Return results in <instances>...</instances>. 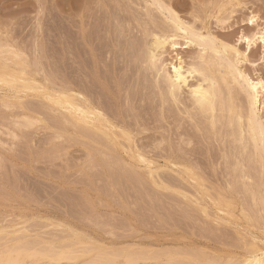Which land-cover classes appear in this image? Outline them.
I'll return each instance as SVG.
<instances>
[{"label":"rangeland","instance_id":"1","mask_svg":"<svg viewBox=\"0 0 264 264\" xmlns=\"http://www.w3.org/2000/svg\"><path fill=\"white\" fill-rule=\"evenodd\" d=\"M160 1L174 10L184 24L194 26L203 35L210 33L218 38L219 45L222 42L236 46L240 52L249 54L246 60L242 58L245 64L240 69L250 77H247L250 82L253 80L251 83L264 84V0ZM154 2L0 0V74L3 69L9 71H3L5 74L0 77V259H3L0 264L7 260V264L10 261V264H128L132 260V264H168L176 263V259L181 264L185 255L183 264H224L223 261L230 259L231 254L220 247L223 231L207 217L215 219L219 215L213 201L217 202L219 194L229 191L231 175L223 163V150L241 157L243 143L232 138L230 142L227 138L225 144H219L216 132L229 130L226 118L212 130L206 116L201 115L200 125V116L198 121L186 118L180 111L184 106L179 108L170 100L162 76L148 61L154 35L172 31L168 12L163 14ZM246 38L255 39L251 48ZM177 42L179 45L175 47L170 42L163 50L155 51L157 65L169 74H173L171 64L177 65L180 60L186 69L200 61L198 45H186L181 38ZM10 70L20 76L14 78L12 72L11 78ZM188 80L192 85L197 77ZM242 81L233 85L237 86L235 103H240L237 107L241 110L249 107ZM188 89L183 90V97L189 98ZM62 90L80 92L100 107L116 122L119 131H128L130 143L122 132L116 131V141L110 142L89 125H77L52 102ZM258 90L256 114L264 122V87ZM162 100L169 105L164 106V117ZM171 115L176 117L169 118ZM179 118L185 121L177 124L184 126L185 131L187 128L188 132H184L189 133L191 146L185 147L176 134L181 129L175 127ZM245 134L248 143L244 140L247 150L243 156L249 160V167L244 172L258 183L261 178L259 166L254 163L255 148L249 143L247 131ZM132 155H142L154 164H143L131 158ZM175 156L188 160L198 169V187L195 181L179 176L172 168L171 160ZM233 184L234 190L237 186L241 187L238 192L243 190L240 181ZM247 197L239 196L245 209H252L251 217L259 215L260 218L253 219V231L264 239V217L255 207L251 208ZM236 203L233 202V210L243 217L239 214L242 206ZM230 227L231 230L224 231L229 235H226L228 245H236L239 233L234 225ZM243 237L248 238V243L253 242L247 235ZM243 242L240 243L244 246ZM240 243L237 245L241 249ZM177 248L181 253L185 249L188 255L179 254ZM157 249L160 251L151 255ZM189 249L191 253L197 250V254L194 256ZM119 251L117 257L115 253ZM133 251L137 253L133 254L138 256L136 259L130 254Z\"/></svg>","mask_w":264,"mask_h":264},{"label":"bare ground","instance_id":"2","mask_svg":"<svg viewBox=\"0 0 264 264\" xmlns=\"http://www.w3.org/2000/svg\"><path fill=\"white\" fill-rule=\"evenodd\" d=\"M155 1V7L158 5V7L160 8L161 11L164 12H168V18L170 16L171 18V23H172V31H168V32H161V34L159 35H154L155 37V42L153 44V48L150 52V57L149 60L150 62H152L153 67L156 69L157 73L162 76L163 79V83L167 88L168 91V96L169 98H171L170 100L172 102H174L175 105H177L179 108L180 106H184V109H180V111L183 113V115H186V118H190L193 121H198L197 116H200V120L197 122L198 124L201 125L202 121L201 119V115H204L208 118V122H210L212 130H215L217 125L219 126V124L221 123V119L222 118H226L227 121H225L228 125L229 130L227 129L226 132H224L223 130H217V137L219 139V144H225L227 138H232L233 141L240 143H243L242 147V154L245 155L246 150H247V146L246 144L248 143L246 140L247 136H246V131L247 134H249L248 136V140L250 141L249 143L253 144L254 148H255V157H256V164H258L259 166V181L258 183H256L257 181H255V178L252 176H249L248 174L245 175V167H249L248 166V161L246 156H232L230 155V153H227L226 150H223L224 153L222 155V159L224 160L223 163L225 162L226 167L229 169L228 173L231 175V180L229 182V187H228V193L225 195L224 192L222 194H219V199L218 201H213V207H215L216 212L219 213L218 216L214 218L212 217H207V219L212 220L213 223L216 224V226H218L219 231H226L227 229H230V225H234L235 226V230L239 233L238 235V240L235 239V241H238L239 243L244 241V246L241 245L242 243L239 244V246L241 245V249L238 247V242H236V245H231V243H229L228 245V232L227 234H225L226 232H221L220 234L223 235L221 242H220V247L222 248L223 252L231 254L230 255V259L227 261H223L224 264H264V239H261V237L256 236L254 234L253 229L255 224H253V219H255V217L260 218L258 214H255L256 216H252L251 217V210L252 209H245V205L243 203V199L242 201L240 200L239 196L240 194H244V197L247 195V199L249 198V200H247V202L249 201V203H251V205H247V208H250L249 206L255 207L257 209V213L260 214V216L262 215L264 217V122H262L259 119V115H257V111H256V105H257V99L259 96V88H261L263 90L264 84L263 82H257V83H251L250 80L247 79L248 76H245L244 73L241 71L240 66L242 63H244L242 61V58H244L245 60L247 59L246 55L242 52H240L239 48H236V46H231V45H226L223 44L222 42L219 45V42L217 41L218 38L212 36L210 33L208 35H203L202 33L198 32L197 29L195 30L194 26H189L183 23L182 20H180V16L178 17L177 14L175 13L174 10H172L169 6L165 5L164 3H162V1L160 0H152ZM230 1V0H229ZM148 3V2H147ZM153 3V4H154ZM153 4H151V6H153ZM229 5V4H228ZM150 7V5H148ZM238 6V5H237ZM222 7V5H221ZM226 8V7H225ZM196 9V8H195ZM158 10V11H160ZM160 11V12H161ZM218 11V10H217ZM220 11V10H219ZM221 13V12H220ZM162 14V13H161ZM162 14V15H163ZM219 14V13H218ZM164 16V15H163ZM167 17V16H166ZM218 19V18H217ZM168 20V19H167ZM221 20V19H220ZM253 20V18H252ZM166 21V19H165ZM218 21V20H217ZM219 22V21H218ZM170 23V24H171ZM222 23V22H221ZM252 23V21H251ZM169 24V25H170ZM209 26V25H208ZM168 28V26L166 27ZM163 29V27H162ZM171 29V28H169ZM207 29V28H206ZM164 30V29H163ZM162 31V30H161ZM226 31V30H225ZM150 32V31H149ZM206 32V31H205ZM151 34V32H150ZM152 35V37H153ZM150 36V35H149ZM255 36V35H254ZM262 36V35H259ZM256 37V36H255ZM253 37V38H255ZM183 39L186 45H198L200 47V49H198V52L200 53L199 59L201 61V63L198 64L196 63V65H186L187 69L183 66V60H180V63L176 64H171L172 65V72L173 74H169L168 71H165V68L159 67L157 65V56L158 53H155V51H159V50H163L166 45L168 43L171 42L172 47H175L177 45H179V43L177 42V39ZM248 38V37H247ZM246 38V39H247ZM253 38H249L247 39L248 41V45L251 48V46H253V43H255V39ZM262 38V37H261ZM243 39V38H242ZM245 39V38H244ZM182 41V40H181ZM169 45V44H168ZM238 45V44H237ZM257 45V44H256ZM3 48V47H2ZM201 50V51H199ZM6 51V49L4 50ZM246 51V50H245ZM244 51V52H245ZM149 52V51H148ZM147 52V53H148ZM161 52V51H160ZM162 53V52H161ZM251 53V52H250ZM164 54V53H163ZM10 55V54H9ZM149 55V53L147 54V56ZM14 56V55H12ZM162 57V56H161ZM160 59V58H159ZM249 59V58H248ZM146 60V59H145ZM147 61V60H146ZM178 61V60H177ZM162 63V62H161ZM184 63H186L184 61ZM9 64V63H7ZM148 64V63H147ZM245 64V63H244ZM11 65V63L9 64ZM160 65V64H159ZM165 65V64H164ZM1 67V65H0ZM9 67V66H8ZM152 67V69H153ZM242 67V66H241ZM245 67V66H244ZM7 69V67H6ZM1 70V68H0ZM3 71H5V69H3ZM2 71L1 75L5 74ZM8 73L9 71L6 70ZM5 71V72H6ZM11 71V70H10ZM14 74H13V73ZM18 72V70L16 71ZM11 74L9 75L10 77L14 75V78H16L15 75H17V73L15 74V71H11ZM13 74V75H12ZM19 74V73H18ZM7 75V74H6ZM157 75V74H156ZM8 76V75H7ZM20 76V75H17ZM158 76V77H160ZM27 77V76H25ZM192 77L193 79L195 77H197V82L195 84H190L188 78ZM5 78V77H4ZM12 78V77H11ZM24 78V76L22 77ZM22 78H20L21 80H23ZM250 78V77H248ZM191 79V78H190ZM19 80V77H18ZM239 80H243L245 83V86H241L243 87V91L246 92V94L248 95L247 98H245V103L248 104L246 102V99H248L247 101H249V110L246 106H244L242 104V106H244L247 110L242 111L239 107H237L238 105L240 106V103L236 102L235 103V99L237 96L236 93H234V89L237 88V86H233L234 83H237ZM242 81V82H243ZM256 82V81H254ZM239 84V82H238ZM163 87V86H162ZM187 87L189 88V95L186 94V96L188 95L189 98H186L185 96L183 97V90L187 89L184 88ZM239 87V86H238ZM239 89V88H238ZM164 92V88L162 89ZM78 91V90H77ZM162 92V95H163ZM238 92V91H237ZM243 92V93H245ZM242 93V91H241ZM71 94V97H73V99H70L71 97L68 96ZM240 94V93H239ZM55 95V94H54ZM165 95V94H164ZM167 96V97H168ZM235 96V97H234ZM69 97V98H68ZM166 97V99H167ZM241 97V95H239V98ZM246 97V95H245ZM76 99V101H75ZM244 99V98H243ZM77 100L81 101V104L78 103ZM165 100V99H164ZM242 100V97H241ZM163 101V100H162ZM237 101H239V99H237ZM53 103H55L60 109L66 111L69 115L70 118L72 117V120L79 126H82L83 124L85 125H89L91 129H93L99 136L106 137V139L110 142H114L115 138H117L116 135V131L118 130V127L116 125V122L111 121L108 116L105 115L104 111H102L100 109V107L95 106L88 98H86L83 94H81L80 92H69L67 90H62L59 92V94L56 95V98L52 100ZM244 102V101H243ZM162 103V102H161ZM244 103V104H245ZM169 106L168 105V101H163L162 103V116L164 117V106ZM173 104V103H172ZM238 104V105H237ZM245 104V105H246ZM241 106V108H242ZM171 107V106H170ZM177 108V107H176ZM259 109V108H258ZM168 110H170L168 108ZM171 110H173V108L171 107ZM174 111V110H173ZM65 112V113H66ZM261 112V111H260ZM168 114V113H167ZM260 114V113H259ZM173 115V114H172ZM170 116L171 117H176V116ZM179 115V114H178ZM188 116V117H187ZM260 117H262L260 115ZM68 118V116H67ZM185 118V119H186ZM180 120L176 119L175 120V124L177 126L175 127H180L181 125L177 124L180 122H184L185 121L181 118H179ZM206 119V118H205ZM262 119V118H261ZM264 119V118H263ZM225 120V119H224ZM31 122L30 120H26V122ZM68 121V120H67ZM66 121V122H67ZM173 121V120H172ZM171 121V123H172ZM188 121V120H187ZM189 122V121H188ZM204 122V121H203ZM207 122V121H205ZM224 123V121H222ZM190 123V122H189ZM29 125V123H27ZM183 124V123H182ZM187 124V122H186ZM192 123H190L191 126ZM196 124V123H195ZM207 124V123H205ZM31 125V124H30ZM185 125V124H184ZM208 125V124H207ZM225 124H223L224 126ZM75 126V125H74ZM195 126V125H194ZM183 127V128H182ZM180 127L181 129H183L182 131H180L181 129L177 130L179 131L178 133L174 132L177 134V136L181 137V141L183 145L186 146H191V140L189 136V133H185L188 132L187 128L185 131V127L182 126ZM204 127V126H203ZM208 129L210 127L207 126ZM227 126L225 125L224 128H226ZM76 128H79L78 126ZM199 126L196 127V129H198ZM219 128V127H218ZM221 128V126H220ZM247 128V130L245 129ZM199 130V129H198ZM202 130V129H201ZM185 131V132H184ZM91 132V130H90ZM120 133L122 132L123 135L125 137L128 138L129 142L131 141V136L129 133L125 132V131H119ZM212 132V131H211ZM89 133V132H88ZM121 133V134H122ZM214 133V132H213ZM215 133V134H216ZM92 134V132H91ZM212 134V133H211ZM212 134V135H215ZM90 135V134H89ZM120 135V134H119ZM98 136V137H99ZM115 136V137H114ZM121 136V135H120ZM122 136V138L124 137ZM114 139H113V138ZM134 137V136H133ZM176 137V136H175ZM178 137V139H179ZM185 137V139H184ZM193 137V136H192ZM216 137V138H217ZM246 137V138H245ZM121 138V139H122ZM126 138V140H127ZM208 138V137H207ZM100 139V138H99ZM246 139V140H245ZM94 140V139H93ZM120 140V139H119ZM124 140V138L122 139ZM124 140V141H126ZM214 140V139H213ZM217 140V139H216ZM231 140V139H230ZM232 140L230 142H232ZM247 142L246 144H244L245 141ZM101 141V140H99ZM116 141V140H115ZM118 142V141H117ZM122 142V141H121ZM120 142V143H121ZM127 142V141H126ZM109 143V142H108ZM118 144V143H116ZM161 144V142H160ZM193 144V143H192ZM118 147H120L119 145H117ZM250 146V145H249ZM248 146V148H249ZM135 147V146H134ZM237 147H239L237 145ZM122 148V147H121ZM236 148V147H235ZM119 149V148H118ZM187 149H190L189 147ZM237 149V148H236ZM241 149V148H240ZM123 150V149H122ZM211 152V151H210ZM253 153V152H252ZM136 154V153H135ZM241 154V151H240ZM251 154V153H250ZM252 155V154H251ZM233 157V158H232ZM252 157H254L252 155ZM131 158L137 159L139 162H144L143 164H150V166L152 164H154L153 162L147 160L145 157H142V155H138V157H135V155H132ZM195 158V157H194ZM132 160V159H131ZM184 160V161H183ZM194 160V159H193ZM172 168H175L176 172H178L179 176H183L185 178L191 179L193 181H195V184L197 183L196 179L199 178V172L198 169L196 167H194L188 160L183 159V158H179L178 156H175L172 158ZM252 161V160H251ZM222 162V161H221ZM195 164V163H194ZM112 166V165H111ZM251 166V165H250ZM254 166V165H253ZM115 167V166H114ZM252 167V166H251ZM199 168V167H198ZM222 168V167H221ZM223 170V169H222ZM227 173V172H225ZM202 174V173H200ZM130 176V175H129ZM132 177V176H131ZM130 177V178H131ZM202 178V177H201ZM258 178V177H256ZM235 180V182H234ZM258 180V179H257ZM237 181V182H236ZM240 181L241 186L243 188V190L241 192H238L237 189L240 187L237 186V189L234 190L232 188V186L234 185L233 183H237ZM250 181H252V183H250ZM194 183V182H191ZM190 183V184H191ZM208 184V183H207ZM199 186L200 184L197 183L196 186ZM240 185V184H239ZM193 186V185H192ZM197 186V187H198ZM205 186V184H204ZM228 186V185H227ZM236 186V184H235ZM234 186V187H235ZM201 187H203L201 185ZM195 188V187H194ZM204 188V187H203ZM236 188V187H235ZM241 188V187H240ZM202 189V188H198L197 190ZM227 188H225L226 190ZM205 190V189H204ZM202 191V190H201ZM227 192V190H226ZM228 195V196H227ZM218 196V195H217ZM186 197V196H185ZM206 197V195H205ZM204 197V198H205ZM212 198V197H211ZM208 199V196H207ZM239 199V200H238ZM210 200V198H209ZM220 200V201H219ZM190 201V200H189ZM240 201V202H239ZM233 202H238V204H240V206H242L241 209V213L243 217L241 216H237L236 213L234 212V207H233ZM193 203V202H192ZM208 203H211L210 201ZM237 204V203H236ZM246 204V203H245ZM239 208V206H238ZM254 208V210H255ZM243 218V219H242ZM245 220V221H244ZM240 221H244L243 224ZM263 221V219H262ZM232 222V223H231ZM259 222V221H258ZM261 224V222L259 223ZM264 224V223H263ZM262 224V225H263ZM260 227V225L258 226ZM264 229V227H262ZM260 229V228H259ZM231 230V229H230ZM258 230V229H257ZM263 231V230H262ZM261 231V232H262ZM223 233V234H222ZM259 233V232H258ZM225 234V235H224ZM237 234V233H236ZM235 234V235H236ZM257 234V233H256ZM264 234V233H263ZM217 235V234H216ZM227 235V236H226ZM243 235H247L249 238L252 239V243H248V238L243 237ZM234 236V235H233ZM236 237V236H235ZM221 238V237H220ZM214 239V237H213ZM85 240V239H84ZM248 240V241H246ZM206 242H208L207 240H205ZM212 241V240H211ZM217 241V240H215ZM234 241V239H231V242ZM210 242V241H209ZM218 242V241H217ZM216 242V243H217ZM29 243V242H28ZM215 243V242H214ZM234 243V242H233ZM232 243V244H233ZM212 244V243H211ZM219 244V242H218ZM235 244V243H234ZM141 245V244H140ZM217 245V244H216ZM47 246H51V245H47ZM53 246V245H52ZM51 246V247H52ZM107 246V245H106ZM219 246V245H218ZM237 246V247H236ZM49 247V248H51ZM141 247V246H140ZM175 247V246H173ZM236 247V250H235ZM48 248V247H46ZM44 248V249H46ZM48 248V249H49ZM128 248V247H127ZM154 248V247H153ZM152 248V250H154ZM168 248V246H167ZM187 248V247H186ZM194 248V247H193ZM191 248L189 249L188 252L191 253V251H194V249ZM229 248H231L232 250L234 249L235 251L229 250ZM29 249V248H28ZM42 249V248H41ZM46 249V252H49V250ZM55 249V248H54ZM53 249V250H54ZM125 249V248H124ZM135 249V248H134ZM133 249V250H134ZM164 249V248H162ZM172 249V247H169V250ZM178 249V248H177ZM197 249V248H195ZM199 249V248H198ZM197 249V250H198ZM205 249V248H204ZM239 252H237V250H239ZM21 250V248H20ZM20 250L18 249L17 252ZM32 250V249H30ZM120 250V249H119ZM148 250V249H146ZM158 250L160 251V249L155 250L156 253L154 252H150L153 254H157ZM173 250V249H172ZM176 250V249H174ZM178 253L182 252L180 251V248L178 249ZM191 250V251H190ZM196 250V251H197ZM10 251V250H9ZM22 251H26L25 249H22ZM28 251V250H27ZM33 251V250H32ZM35 251V250H34ZM33 251V252H34ZM40 251V249H39ZM132 251V250H131ZM137 251V250H136ZM139 251V250H138ZM144 251V250H143ZM163 252L165 251L164 254L168 253L166 252V250H162ZM161 251V253H162ZM195 251V253H196ZM200 251V250H199ZM7 252V251H4ZM11 253H13L14 251L11 250ZM43 252V250H42ZM52 252V251H50ZM121 251H119L116 256H119V253ZM125 252V251H124ZM128 252V251H127ZM134 253L130 254H137L135 253V251H133ZM141 252V251H140ZM147 255L149 254L148 251ZM176 255H177V251H175ZM203 252V251H200ZM214 252V251H213ZM16 253V252H15ZM31 252H29L30 254ZM35 253V252H34ZM33 253V254H34ZM40 253V252H39ZM126 253V252H125ZM139 253V252H138ZM143 253V252H141ZM141 253H139L138 255H140ZM145 253V251H144ZM160 253V252H159ZM171 253V252H170ZM174 253V251H173ZM179 253V254H180ZM187 253V251L185 249H183V253L184 254ZM193 253V252H192ZM191 253V254H192ZM193 253V255L195 254ZM208 253V252H205ZM1 254V253H0ZM7 254V253H6ZM10 254V253H9ZM115 257L116 258V256ZM124 254V253H122ZM190 254V257H191ZM197 254V253H196ZM202 254V253H201ZM217 254V253H216ZM27 255V254H26ZM32 257V253L30 254ZM28 255V257L30 256ZM40 255V254H39ZM48 255V254H47ZM121 255V254H120ZM129 255V254H128ZM127 255V256H128ZM143 255V254H142ZM142 258H144V256H142ZM146 255V254H145ZM146 255V256H147ZM161 255V254H160ZM168 255V254H167ZM204 255V253H203ZM206 255V254H205ZM204 255V259L207 257H205ZM214 255V254H213ZM218 255V254H217ZM20 256V255H19ZM25 256V255H24ZM23 256V257H24ZM43 256V255H41ZM49 256H51L49 254ZM134 256V255H133ZM149 256V255H148ZM147 256V257H148ZM163 256V255H162ZM169 256V255H168ZM167 256V257H168ZM180 256V255H179ZM195 256V255H194ZM207 256V255H206ZM225 256V255H224ZM1 257V256H0ZM7 257V256H6ZM10 257V256H9ZM18 257V256H17ZM22 257V256H21ZM48 257V256H47ZM135 259L138 256H134ZM166 257V256H165ZM166 257V258H167ZM186 258V255L184 256ZM181 257L182 262L181 264H183V262L185 261V258ZM209 257V256H208ZM218 257V256H217ZM5 258V255H4ZM16 258V256H15ZM36 258V257H35ZM43 258V257H42ZM49 258V257H48ZM120 258V257H119ZM122 258V257H121ZM140 258V257H139ZM138 258V259H139ZM146 258V257H145ZM173 258V257H172ZM180 258V257H177ZM189 258V257H188ZM200 258V257H199ZM210 258V257H209ZM226 258V257H225ZM224 258V259H225ZM8 259V258H7ZM26 259V258H25ZM32 259V258H31ZM30 259V260H31ZM46 259V258H45ZM68 259V258H67ZM75 259V258H74ZM96 259V258H95ZM129 259V257H128ZM132 259V258H131ZM141 259V258H140ZM149 259V258H148ZM146 259V260H148ZM153 259V258H152ZM156 259V258H155ZM154 259V260H155ZM164 259V258H163ZM173 259H176L175 257ZM172 259V260H173ZM190 259V258H189ZM193 259V258H192ZM191 259V260H192ZM202 259V258H201ZM211 259V258H210ZM208 259V260H210ZM215 259V258H214ZM220 259V258H219ZM3 260V259H0ZM9 260H15V259H10ZM73 260V258L71 259ZM77 260V259H76ZM79 260V259H78ZM116 260V259H115ZM122 260V259H121ZM125 260V259H124ZM123 260V261H124ZM142 260V259H141ZM144 260V259H143ZM145 260V261H146ZM162 260V259H161ZM178 259H176V263ZM198 260V259H197ZM194 260V261H197ZM213 260V258L211 259ZM221 260V259H220ZM219 260V261H220ZM5 261V260H4ZM23 261V259H22ZM33 261V260H32ZM49 261V260H48ZM53 261V260H52ZM68 262L70 260H67ZM114 261V260H113ZM111 261V262H113ZM120 261V260H118ZM166 261V260H165ZM171 261V260H170ZM190 261V260H189ZM188 261V262H189ZM215 261V260H214ZM8 262V260L6 261ZM4 262V264L6 263ZM18 262V261H17ZM25 262V261H24ZM65 262V261H64ZM74 262V261H73ZM115 262V261H114ZM129 262V261H128ZM127 262V263H128ZM132 262L134 263V261L132 260ZM128 263V264H132ZM138 262V261H137ZM136 262V263H137ZM141 262V261H140ZM143 262V261H142ZM158 262V261H156ZM204 262V261H203ZM217 262V260L215 261V263ZM1 263V262H0ZM11 263V261L9 262V264ZM49 263V262H48ZM58 263V262H57ZM168 263V261H167ZM174 264L175 262H169L168 264ZM175 263V264H176ZM201 262H198V264ZM7 264V263H6ZM20 264V263H19ZM23 264V263H22ZM41 264V263H40ZM46 264V263H45ZM59 264V263H58ZM82 264V263H81ZM113 264V263H112ZM117 264V263H116ZM119 264V262H118ZM177 264H180L179 262ZM192 264V263H189ZM196 264V263H195ZM205 264V263H204Z\"/></svg>","mask_w":264,"mask_h":264}]
</instances>
